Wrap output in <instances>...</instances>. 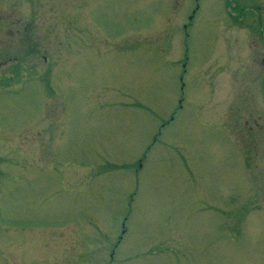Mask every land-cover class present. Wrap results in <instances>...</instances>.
<instances>
[{
    "label": "rangeland",
    "instance_id": "1",
    "mask_svg": "<svg viewBox=\"0 0 264 264\" xmlns=\"http://www.w3.org/2000/svg\"><path fill=\"white\" fill-rule=\"evenodd\" d=\"M200 3L185 31L174 0H0L41 52L36 93L0 97V264H264V144L226 110L264 86L230 87Z\"/></svg>",
    "mask_w": 264,
    "mask_h": 264
},
{
    "label": "flooded vegetation",
    "instance_id": "2",
    "mask_svg": "<svg viewBox=\"0 0 264 264\" xmlns=\"http://www.w3.org/2000/svg\"><path fill=\"white\" fill-rule=\"evenodd\" d=\"M174 1L176 11H178L177 17L182 20V28L186 31L193 26L194 20L198 16L200 0ZM222 4L225 13L221 17L217 16L216 20L224 42L225 69L229 77L228 81H231L230 87L233 85L232 81H239L241 78L250 76L249 70L252 72L253 69L251 70L248 65L257 67V81L264 86V0H222ZM19 22L20 18L17 16L8 18L0 16V97L8 94L17 96L23 94V91L36 93L35 87L41 83L40 43L35 38V30L33 40H31L28 26L25 23L19 26ZM226 33L229 37H225ZM20 34L22 35L21 41L15 40V35L19 36ZM215 58L218 57L215 56ZM241 59L247 63L244 74L241 73V66L239 67L236 62ZM43 61L46 62L48 59L44 56ZM216 61V59H212V62ZM30 62L33 63V67L32 72L28 73L23 68ZM217 65L222 66L223 64L218 62L211 66ZM14 67H22L20 79L13 78ZM183 69L185 71L184 64ZM250 92L251 90L247 87L242 96L238 94L235 96L231 93L227 99L226 110L229 114L231 128L237 130L240 136L244 140L246 139L247 144L251 145L252 154H257L256 148L260 143L264 144L263 139L258 136L260 132L264 131V124H261L264 122V107L255 102V98ZM229 131L227 135L232 144L231 135L229 137L232 131L230 133ZM252 154L250 149H247V155L245 154L242 161L244 168L250 167L253 163ZM261 162L255 156L253 165L258 167Z\"/></svg>",
    "mask_w": 264,
    "mask_h": 264
}]
</instances>
